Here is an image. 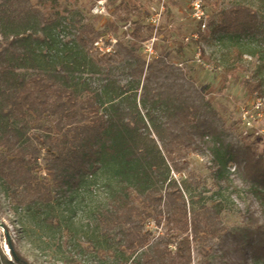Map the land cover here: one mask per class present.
<instances>
[{
	"label": "rangeland",
	"instance_id": "rangeland-1",
	"mask_svg": "<svg viewBox=\"0 0 264 264\" xmlns=\"http://www.w3.org/2000/svg\"><path fill=\"white\" fill-rule=\"evenodd\" d=\"M24 1L0 0V52L7 53L15 74L29 80L66 70L70 80L59 78L76 85L81 99L99 90L105 107H110L105 78L111 80L108 93L120 94L133 80L128 74L136 62L147 67L163 61L176 76L169 78L173 83L159 80L157 87L165 94L174 89L182 97L185 83L196 90L198 96L192 99L198 105V119L195 128L177 124L173 99L170 106L165 104L153 84L144 99L146 106L140 89L136 109L135 93L130 92L121 108L124 112H117L136 128L135 151L147 168L145 185L162 196V215L144 222V233L151 232L148 245L132 254L126 248V232L117 228L106 232L98 222L113 189L128 176L133 178L131 171L113 177L111 167L117 165L106 159L80 188L55 193L50 203H32L22 198L23 193L13 195L0 176V261H12L11 242L30 264H146L142 254L151 253V246L157 244L158 253L167 256L166 245L174 240L176 232L165 219L167 208L175 211L186 205L189 220L203 224L205 208L214 207L222 227L211 237L190 232L192 264H264V187L237 166L238 155L248 154L264 165V0H202L206 29L192 16L194 0H165L156 27L149 21L152 0ZM18 4L27 7L28 14L18 12ZM88 28L104 46L119 42L133 50V56L122 51L121 56L100 61L95 50L77 43L78 33ZM149 42L156 51L152 60L145 53ZM26 123L25 138L37 149L49 135L66 132L61 127L59 133L53 118L38 121L28 116ZM188 133L210 148L231 150L232 159L220 168L211 153L185 149L181 139ZM37 164L44 176V150ZM174 247L169 246L172 254Z\"/></svg>",
	"mask_w": 264,
	"mask_h": 264
},
{
	"label": "trees",
	"instance_id": "trees-1",
	"mask_svg": "<svg viewBox=\"0 0 264 264\" xmlns=\"http://www.w3.org/2000/svg\"><path fill=\"white\" fill-rule=\"evenodd\" d=\"M24 2L28 4L29 0ZM17 7L21 14L27 11V7H22V4H18ZM6 11L4 9V12ZM87 30L78 33L77 43L82 48L95 50L100 56V61L121 56L122 51L133 56V50L127 49L119 42H116L118 48L112 53H100L94 47V43L100 39L99 35L93 28ZM12 43L16 44V39L12 40ZM169 68L163 61L162 64L152 62L147 67L143 61L136 62L128 74L129 79L133 78L131 84L127 83L120 94L116 95L108 93L111 80L105 78L103 89L107 93L106 103L110 104V107H105L104 96L99 90L92 96L81 99V92L76 85L71 86L59 78L61 75V78L70 80L66 70L59 74L39 75L25 80L11 70L7 53L0 52V148L3 149L0 151V176L8 183L13 195L23 193L22 198H29L32 203H50L55 193L80 188L88 178L101 170L106 159H110L117 165L111 167L113 177L131 171L133 178L128 176L119 189H113L112 196L99 213L98 222L106 232L115 228L123 234L126 232V248L132 254L148 245L151 232L144 233V222L157 214L162 215V196H158L155 190L145 185L147 168L140 164L141 158L135 151L136 128L132 126L130 120L117 112H124L121 108L127 98L126 95L130 92L135 93L136 109L135 96L140 89L142 105L146 106L144 99L148 95L149 86L153 84L157 97L163 98L167 102L165 104L170 106V100L173 99L179 118L177 124L182 123L187 129L195 128L198 105L192 98L198 96L197 91L190 89L185 83L181 86V90L184 91L182 97L174 89L165 94L163 87H157L161 79L162 83H173L169 78L176 75L173 70H168ZM164 76L166 79H163ZM154 79H157L156 83ZM185 92L189 96L186 97ZM155 110H158V107ZM164 110L163 108L158 111L162 114L165 113ZM28 116H33L38 121L44 117L53 118L56 120L59 133L61 127H66V132L49 135L47 139L41 140L42 146L37 149L25 138L24 127ZM6 118L7 122L4 121ZM17 123L23 128L17 127ZM181 143L185 149L192 152L201 155L211 153L213 161L220 168L233 156L231 150L224 151L222 146L210 148L206 142L202 139L200 141L192 133L182 138ZM43 150L47 159L44 176L37 164ZM237 158H241L237 166L247 170L256 182L258 181L257 184L264 187V165L261 164V160H257L252 154L238 155ZM204 211L205 224L196 219L189 220L186 205L178 206L175 211L167 208L165 214L167 225L176 232L173 242L169 241L166 245L165 251L168 255L166 256L165 252L158 253V246L155 244L150 248L151 253L142 254L145 263L192 264L190 232L211 237L222 228L221 223L216 220L218 212L214 207L205 208ZM170 244L175 246L174 254L169 249ZM10 248L12 261L5 259L4 264H30L11 242ZM0 264L3 262L0 261Z\"/></svg>",
	"mask_w": 264,
	"mask_h": 264
},
{
	"label": "built area",
	"instance_id": "built-area-1",
	"mask_svg": "<svg viewBox=\"0 0 264 264\" xmlns=\"http://www.w3.org/2000/svg\"><path fill=\"white\" fill-rule=\"evenodd\" d=\"M154 5L152 6L150 12H151V16H150V24L154 27L158 26L161 19H162V15L164 13V1L165 0H152ZM191 8H192V16L193 18L200 24L202 29H206L207 24H206V10L204 7V4L202 2V0H194L191 4ZM116 43V41L114 42ZM94 47L96 50H98L100 53L102 54H110L114 51V45L110 44L108 46H104V44L102 43L101 40H98L94 43ZM145 53L147 54V56L152 60L155 58L156 55V51L154 50V46L152 44H145ZM150 62V61H149ZM255 108L257 110L260 109L261 106V102L260 100H257L255 102Z\"/></svg>",
	"mask_w": 264,
	"mask_h": 264
}]
</instances>
